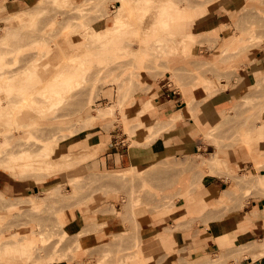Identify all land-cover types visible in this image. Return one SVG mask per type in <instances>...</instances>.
Masks as SVG:
<instances>
[{"label":"rangeland","instance_id":"obj_1","mask_svg":"<svg viewBox=\"0 0 264 264\" xmlns=\"http://www.w3.org/2000/svg\"><path fill=\"white\" fill-rule=\"evenodd\" d=\"M225 1L170 0V4L175 9L183 8L196 13L195 19L193 18L188 26V32H192L191 24L196 19L223 5ZM122 2L0 0V27H5L1 17L6 14L26 8L38 9L34 19H15V22L18 20L15 24L16 36L6 42L13 45V53L0 60V65L6 61V67L11 70L8 78H0V99L12 96L8 101L15 107L23 95L30 98L33 104L28 110L17 114L19 124H29L25 126V130L19 126L17 132V126H8L9 130L13 128L11 131L14 136L7 147L12 150L15 146H10V143L14 144L22 139V142H29L30 149L37 151L57 136L54 139L56 141L53 140L56 145H49L57 146L52 161L58 160L61 163L63 146L72 140L76 143V139L82 142L78 149L69 153L71 156L68 154L69 158L66 157L69 159V165L67 163L65 166L71 165V168L64 171L57 170L50 172L48 176L21 179L0 169V173L10 179L38 182V189L30 194L12 196L0 190L1 194L7 196L0 194V264H12L9 262L13 259L18 260L19 264H141L144 254L141 251L137 217L142 212L148 213L152 220L163 217L171 219L175 225L169 226L168 230L172 233L173 230H191L199 225L209 224L210 221L221 223L232 213L243 210L245 206L252 207L253 199L260 200L264 208V152L259 156L254 152V146L264 142V78L256 80L261 75L253 73L252 78L253 74L245 72L247 66L256 67L261 63L256 64L257 55H264V0H251L240 12L230 14L231 19L227 25L214 32L200 34L201 36L192 40L194 43H190L188 48H184L186 43H181L183 36L178 34L179 38L175 39L180 41L181 45L176 46V40H172L178 48L165 44L167 49L159 50L161 52H156V55L155 50L151 48L145 55L144 50H134L141 42L150 38L143 32L133 30V23L136 21L138 24L137 20L140 18L137 11L142 10V4L139 6L141 0H130V16L133 20L128 18L130 23L121 27L118 34L107 38L105 49L101 48V40L106 39L99 41V36L95 32L91 33V28L106 31L113 24L114 15ZM138 8L140 10H137ZM187 20L183 19L182 22ZM214 33L217 35L214 36ZM229 34L234 39V45L224 48L223 44ZM198 38L201 41L197 40ZM148 42L154 41L150 39ZM169 49L174 53L165 54L164 50ZM78 51L83 52V57L90 58V61L82 66L83 72L80 76L61 81L60 85L56 86L53 77L57 65L64 60L65 55L71 52L77 54ZM205 64L212 66L205 69L209 67ZM240 70L245 77L240 74ZM37 76H40V79H36ZM23 80L27 87L24 93L20 94L22 91L16 88V85L19 86ZM223 80L228 83L234 80L237 85H240L242 80H247V86L242 85L240 104L216 127L217 137L214 135L216 138L210 139V143L225 153L235 152L239 148L250 152L254 169H244L239 163L231 164L227 161L228 166L216 173L223 175L229 184L220 197L232 190L234 182L239 180L231 177L240 178L253 173L260 177L246 178L244 184L240 182L239 186L232 190V197L228 201L204 202L205 207L197 213L181 216L180 219L173 216L175 211L181 209L177 208L178 201L186 197L180 189L181 179L184 176L189 177L190 174L196 178L199 170L195 162L202 160L204 156L201 153L196 154L193 159H169L149 167L124 172H96L92 166H88V163L99 155L87 158L85 154L90 156L93 150L91 146L98 145L99 142L94 139L97 133L107 136L108 142L103 147L105 151L109 150V143L113 141L123 142L127 146H141L148 145L149 140L155 138V135L149 134L146 129L149 128L148 121L150 122L148 112L154 105L159 85L171 83L184 95L188 90L191 91V106L196 101L199 104L201 98H209L227 88L228 85L222 84ZM25 81L29 83L26 84ZM149 83L154 86L151 87ZM58 87L62 89L60 93L55 94L54 99L48 100L47 96H51L48 93ZM4 89L10 91L5 92ZM142 96L147 97L149 101H140ZM8 101L1 103L0 100V110L7 111L6 109L10 108L11 112L6 113L15 115ZM114 104H117L115 115L95 120L89 125L87 118L94 112L93 109ZM1 111L0 116L3 119L10 117L8 114L3 117L6 113ZM144 116H148L145 118L146 124L143 123ZM2 123V126H5L6 120ZM32 124L36 130H33V133L25 132L28 126H34ZM150 125L153 126V123L150 122ZM1 130L5 129L0 126ZM9 130L6 131L10 132ZM61 134L72 136L62 139L59 136ZM84 151L86 152L83 153ZM226 159L228 160V157ZM75 179L79 180L78 189L74 188ZM59 185L63 186V191L54 195L53 192L59 189ZM199 188L197 180L192 181L190 192ZM32 199L35 203L29 202ZM13 202L21 205L11 209L9 204ZM123 206H127L129 210L125 212V208L123 211ZM128 211H131L132 217ZM86 213L92 214V223L88 222L89 225L83 226L80 232H69L68 220L80 221V217ZM124 213L129 216L122 218ZM98 217L103 219L101 224ZM108 218L112 220L109 221ZM110 225L113 231L116 227L120 232H110ZM104 229L110 232V241L107 240L100 246L89 242L93 232ZM239 235V231L221 235L217 241L218 247L204 255L191 257L182 249L180 256L176 258V264H243L247 257L259 258L260 255H253L250 249L253 242H238ZM30 236H34L35 241L30 242L29 252L18 254L16 257L6 253L8 248L13 247L12 243H26L27 237ZM153 260L155 261L152 264H158L156 257Z\"/></svg>","mask_w":264,"mask_h":264},{"label":"crops","instance_id":"obj_2","mask_svg":"<svg viewBox=\"0 0 264 264\" xmlns=\"http://www.w3.org/2000/svg\"><path fill=\"white\" fill-rule=\"evenodd\" d=\"M251 0H226L223 5L214 8L191 24L192 33L196 35L214 32L221 26L227 25L230 22V14L240 12ZM217 33H214L216 36ZM228 35L224 48H229L234 45V39ZM261 62L256 67L247 66L246 74H258L264 68V55L256 56V64ZM240 74L244 76L242 70ZM254 74L253 77L254 78ZM232 80L228 83L223 80L222 84L228 85L227 88L219 93L201 98L198 104L197 101L190 106V101H187L186 94L177 91L171 83L159 85L156 92L158 95L155 98L152 109L148 112L149 120L153 123L155 138L149 140L148 145H132L119 141L109 143V150L101 152L97 159L88 163L93 170L97 171H132L140 167H149L159 164L162 161L169 159L184 160L192 158L196 154L209 158L210 155L216 154L219 159L225 161L226 165L221 167H213L208 164L201 163L202 160L196 161L195 166L199 171L196 178L190 174L189 177H182L180 189L186 195L177 203V208L180 211H175L174 215L180 219L181 216L197 213L201 208L205 207L204 202L212 203L219 201L220 203L227 201L226 194H222L228 187V181L221 174H216L223 167H227L229 163H239L244 169H254L251 161L252 155L244 149H238L235 152L225 153L218 149L215 144L208 142L206 135L216 128L228 113L234 110L241 102V88L247 86V80H242L241 84H235ZM199 88V87H198ZM204 89V87H203ZM143 103L148 102L147 97L142 96L140 99ZM98 144L108 142L107 136L104 133H97L94 136ZM93 139V140H94ZM254 152L259 156L264 152V142L254 146ZM225 153V154H224ZM228 157V160L226 159ZM87 166V167H88ZM59 175V174H58ZM258 174L244 175V177H257ZM197 180L200 188L194 192H190L192 181ZM38 189V182L31 180L10 179L4 173H0V190L6 195H23L30 194L31 191ZM250 206H245L241 211L234 212L223 220L210 221L209 224H202L194 227L191 230H173L170 233L169 226L174 227L168 217H163L158 220H152L148 213L142 212L138 214L137 221L139 223V238L141 241V251L144 258L141 259V264H152L157 258L158 264H176L177 257L180 256L181 250L185 249L191 257L204 255L211 252L212 249L218 247V238L225 234L235 232L241 233L238 236V242H258L264 239V208L260 200L253 199ZM207 215V214H206ZM81 220L69 219L67 230L72 233L80 232L82 227L92 223V214L86 213L80 217ZM99 224L102 218L98 217ZM111 221V218H108ZM110 232L118 234L120 231L115 227L108 226ZM110 232L106 229L93 232L89 242L96 243L100 246L111 240ZM258 253V252H256ZM252 252L253 255H256ZM259 258L247 257L243 264H264V254L258 253ZM153 257V258H151ZM146 258V259H145ZM9 263L19 264L18 260H12Z\"/></svg>","mask_w":264,"mask_h":264},{"label":"bare ground","instance_id":"obj_3","mask_svg":"<svg viewBox=\"0 0 264 264\" xmlns=\"http://www.w3.org/2000/svg\"><path fill=\"white\" fill-rule=\"evenodd\" d=\"M2 1H4V0H2ZM54 1L57 2L59 0H54ZM121 1H123V2L118 7V9L114 15L113 24L111 26H109L106 29V31L102 32L100 30H95L93 28L90 29V30H92L91 33L95 32L96 35L99 36L98 37L99 41L101 39H104V38L106 39V41L101 40V48L105 49V46L107 45V38H110L113 34H118V30L121 27H124L128 23H130L128 18L132 17V16H130V11H131L130 8H132L131 7L132 4L130 5V3H129L130 0H121ZM141 1L142 2L139 3V6H140V4H142V6H140L142 8V10H140V8L137 9V10H140V11H137L139 16H140V18L137 20L139 26H136L138 24L135 21L134 23L136 25L133 23V30H135L137 32H143V33L147 34L148 37H150V38H147L145 41L141 42L135 48L133 47L134 50H139V51L144 50V55H145L148 52V49L151 48V49L155 50V55H156L157 53L163 51V49H167V48H165L167 46V44L174 46L175 42H177L176 46H178V47L181 45L179 43L180 41L182 44L186 43L184 48H188V46L192 44V42H193L192 40H194L195 37L199 36V35H196V34L190 32V31L188 32V26L191 23V21H193L195 19L194 17H196V13H191V11H189L188 9L183 10V8L182 9H177V8L175 9L174 7L171 6L170 0H141ZM118 2H120V1H118ZM153 3H155V4H153ZM157 6H159V7H157ZM37 13H38V9L36 7H34V8H26V9H22V10H17V11H14L10 14H6V15L1 17V21L3 23H5V27H0V32H1V34H0V60H4L5 59L4 56H6V55L8 56L9 54L13 53V51H11V48L13 47V45L8 44L6 42H9L10 40H12V38H14L16 36L15 24L18 20L15 22V19L22 18V17H25V19L26 18L27 19H31V18L34 19V16L37 15ZM128 16H130V17H128ZM183 19H186V20L188 19V20L182 22ZM131 20H133V18H131ZM131 23H132V21H131ZM178 34H181V36H183V37H181L180 41L175 39V37L179 38ZM205 37H207V36H205ZM150 39L154 42L149 43L148 41ZM174 39L176 41L173 43L172 40H174ZM199 39L200 38H198L197 40H199ZM113 40H114V37H113ZM204 40H206V39H204ZM204 40H203V42H204ZM207 40H209V39H207ZM199 41H201V40H199ZM196 42H198V41H196ZM171 43H173V44H171ZM2 44H6V45H2ZM165 44H166V46H165ZM176 46H174L175 49L178 48ZM169 48L174 50L173 47H169ZM170 49L168 51L164 50L165 54H167V52H169L170 54L171 53L173 54L174 52L170 51ZM159 50H161V51H159ZM181 50H179V51H181ZM176 52H178V51H176ZM90 54H88V55H90ZM83 55H84L83 52L78 51L77 54L71 52V53L64 56L65 57L64 60H61L59 62V65H57L58 68L55 70L56 73H54L53 82L56 84V86H59L61 81H69V80H72V78H75L76 76L78 77L81 75V73L83 72L82 66L87 64V62L90 61V58H84ZM205 65H209V64H205ZM210 65L208 68L206 67L205 69H209L212 66V65L211 66ZM6 66H7L6 61H3V63L0 65V78L1 79L8 78V74L11 72L10 68H8ZM205 69L202 70V69L198 68V70H202V71H205ZM87 71H88V69H87ZM173 71H175V70H173ZM258 74H259V76L261 75V77L257 78L256 80H258V79L260 80L262 77L264 78V68H262L261 71L258 72ZM36 79H40V76H37ZM24 80H23V82L20 83L19 86L18 85H16L17 87L15 86L16 88H19L22 91L20 94L24 93V89L27 87L24 84ZM28 80H29V78H28ZM206 80H207V78H206ZM25 83L28 84L29 82L25 81ZM256 83H257V81H256ZM259 83H260V81H259ZM150 85H151V87L154 86V84H150ZM262 87H263V85H262ZM61 90L62 89L60 87L52 90V92L48 93L51 96H47V99L48 100L54 99V97L56 96L55 94L60 93ZM258 90H259V86H258ZM4 91L8 92L10 90L4 89ZM155 95H157V93ZM191 97H192V93H191V91L188 90L186 93L187 101H190ZM11 98H12V96L8 95L7 99L1 98L0 100H1V103H3L4 101L6 102V100L8 101ZM247 98H249V97H247ZM1 103H0V106H1ZM8 105H10L9 107H12L11 110L14 109V110H18V111L14 112V110H12L13 113H16V114L15 115H9V113H6V112L7 111L11 112L10 108L5 107V108H8V109H6L7 111H1L0 110L1 112L6 113V114H3L4 115L3 117H6L7 114H8L7 116H10V117H6L5 119H3L2 116H0V120H1L0 126H1V128L3 127L5 129V130L0 131V134H1L0 135V169L5 170V172L6 171L9 172L14 177H19L21 179H25L26 177L38 178V177L44 176V175L48 176V174L50 172L57 171V170L58 171H64L65 169L71 168L70 167L71 165L68 166L69 163L67 161L69 159H66V157L69 158L71 156L69 153L80 147L82 142H80V141L78 142L77 139H76V143H75V140H74V142L72 140L63 146L64 150L61 151L62 152V155H61L62 158H60L61 163H59L58 160L56 162L52 161L53 160L52 156L55 152V147L57 148V146H54V145H56V144H54V143H56V142H54V141H56L54 139L57 138V136L54 137V139L52 138L54 141L52 140L50 142V143H53L54 145H49L50 143L46 144L45 147L43 146L42 148L38 149L39 151L38 150L33 151L34 149H30L29 142H26V141L22 142V139L17 140L14 144L10 143V146H13V145L15 146L14 148H12V150L10 149L11 147L10 148L7 147V146H9L8 144H9L10 140L14 136V134L11 131L13 128H15L14 126H17V132H18L19 126H20L19 127L20 129H21V127H23L25 130V128H27L25 126L29 125V124H19L18 120H17V117H18L17 114H21L25 110H28L29 108H31V105H33V104H32V100L30 98H27V97L22 95L19 99V103L14 105L15 107H13V104H9V101H8ZM1 108L2 107H0V109ZM93 110H94V112L87 118V121H89V125H92L95 120L97 121L99 119L115 115V113L117 111V104L103 106V107L95 108ZM147 117L148 116H144V118H143V120H144L143 123H145V124L147 122L145 120V118H147ZM5 120H6L5 124L7 126L5 124L4 125L6 126V128H5V126H2V124H3L2 121L5 122ZM150 122L148 121V123H149L148 127L149 128H147L146 130L151 135L156 134L157 130H154V127L152 125H150ZM32 125H34V124H32ZM8 126L13 127V128H11L9 130ZM150 126H151V128H150ZM34 127H35V125L31 128H29V126H28V130L26 129L25 132L33 133L32 131L36 130V127L35 128ZM29 129L31 131H29ZM263 129L264 128H262V135H263V131H264ZM6 130L7 131L9 130L11 132V134H10V132H7ZM215 130H216V128H214L209 134L206 135L207 140H209L208 142H210V139H214L217 137V135H215V133H217V132H215ZM77 132L78 131H76V133ZM259 133H260V131H259ZM69 135L72 136V134H69ZM69 135L61 134L59 136L62 139H66L69 137ZM214 135L216 137H214ZM261 138H262V136H261ZM58 140L60 141V139H58ZM212 141H214V140H212ZM104 145L105 144L101 142L100 144H98L95 147L91 146V148L93 150L91 151L92 154H91V152L89 153V154H91L90 156L88 155V153H85L86 151H84L83 153L87 154V156H86L87 158H90L91 156L94 157L97 154H100L104 150L103 149ZM73 147H75V148H73ZM15 148H18V150H17L18 152L15 151L16 150ZM88 149H90V148H88ZM75 153L77 154V152H75ZM79 153H81V151ZM68 154L70 155L69 157H68ZM76 154H74V155H76ZM77 156H81V155H77ZM63 158H64V160H63ZM201 159H202L201 163L208 164V165H211V166L216 167V168L226 165L225 161L222 159H219L216 154L210 155L209 158H201ZM67 163H68V165L65 166ZM237 177L236 176L231 177V178L239 179L238 181L233 179L234 181H237V183L234 182V184H233V185H235L234 187H232L233 191H234L235 187L239 186L238 184L240 182H243V184H244V182L247 178L244 176H241L240 178L239 177L237 178ZM252 178L260 179V177H252ZM261 180L263 181V179H261ZM73 181H74V188L78 189L79 180L75 179ZM62 189H63V186L59 185V189L53 192L54 195H59L63 191ZM232 190H229L228 192H226L227 194H226L225 198L227 201L229 199H231V197H232V194H233ZM1 195L7 197L3 193ZM29 202L35 203V201L33 199L30 200ZM19 204L21 205V203L13 202V203L9 204V207L11 209L12 208L14 209V208H17ZM124 209H125V212L127 210H129V208H127V206H125V207L123 206V211H124ZM131 211H128V212L131 213ZM116 213H118V212H116ZM125 215L129 216L128 213H126V214L124 213V214H122L121 217L123 218V216H125ZM130 215H131V217L133 216L132 213ZM94 222H95V220H94ZM27 239L28 240L26 241V243L25 242L21 243V241H20V243H19V241L12 243L13 247L8 248L6 253L11 254L13 257H16L18 254H26L27 252H29L28 246L30 245V242L35 241L34 236L27 237ZM250 249L252 252H255V253L256 252L261 253V254L264 253V239H262L260 242H257V241L253 242ZM140 254H142L141 251H140ZM13 260H16V259H13Z\"/></svg>","mask_w":264,"mask_h":264}]
</instances>
